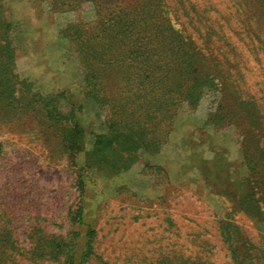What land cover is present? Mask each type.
I'll list each match as a JSON object with an SVG mask.
<instances>
[{
	"label": "trees",
	"instance_id": "trees-1",
	"mask_svg": "<svg viewBox=\"0 0 264 264\" xmlns=\"http://www.w3.org/2000/svg\"><path fill=\"white\" fill-rule=\"evenodd\" d=\"M48 1L51 13L73 16L59 23L58 35L75 57L83 94L103 114L104 133L94 136L85 163L110 174L127 170L137 151L157 149L162 139L155 133L172 122L176 109H196L211 97L205 123L232 131L246 167L239 191L228 186L231 209L217 221V229L233 264H264V78H256L252 90L250 78H242L226 54L235 50L236 36L256 60L264 55V0H201L199 7L191 0ZM13 26L0 0V113L39 116L38 124L54 126L62 147L78 154L84 132L73 104L60 109L65 90L44 94L15 72ZM232 212L251 218L261 229V240L252 242ZM75 217L83 223L81 207ZM5 236L0 232V264H6L3 251L12 248ZM93 236L87 229L77 258L70 242L65 264H85ZM53 242L36 241L32 253L49 256L67 246ZM180 264L212 263L198 256Z\"/></svg>",
	"mask_w": 264,
	"mask_h": 264
},
{
	"label": "rangeland",
	"instance_id": "rangeland-1",
	"mask_svg": "<svg viewBox=\"0 0 264 264\" xmlns=\"http://www.w3.org/2000/svg\"><path fill=\"white\" fill-rule=\"evenodd\" d=\"M2 1L9 13L13 0ZM30 1L39 25L56 23L59 28V23L73 18L51 13L48 0ZM191 2L201 6V0ZM88 16L92 20V14ZM13 25L10 35L19 79L44 94L65 90L60 109L74 105L84 135L83 151L75 154L62 147L54 126L37 123L39 116L16 118L0 113V232L12 242V248L3 251L6 264H65L70 242L75 244V258L83 252L87 229L94 236L85 264H180L183 258L198 256L212 264H233L217 221L231 209L228 186L239 191L246 167L232 131L205 123L212 98L205 97L193 110L176 109L172 122L155 133L162 139L157 149L137 151L127 170L115 174L98 170L85 163V152L94 136L104 133L103 114L83 94L66 40L59 38L64 58L77 69L78 79L43 90L39 80L25 77L21 64L17 65L18 58L34 53L40 45V30L33 31L28 41L25 23ZM236 25L233 21L231 27ZM188 31L194 34L191 27ZM237 39L232 36L237 45L226 54L255 90L254 80L264 78V55L256 60ZM228 68L236 77L235 69ZM79 207L83 223L75 217ZM230 216L252 242L261 240V229L251 218L241 212ZM38 240L67 246L49 256L34 255Z\"/></svg>",
	"mask_w": 264,
	"mask_h": 264
},
{
	"label": "crops",
	"instance_id": "crops-1",
	"mask_svg": "<svg viewBox=\"0 0 264 264\" xmlns=\"http://www.w3.org/2000/svg\"><path fill=\"white\" fill-rule=\"evenodd\" d=\"M11 20L25 23V38L30 41L31 34L37 29L41 33V42L34 53L17 59L21 70L30 80H39L41 89L62 87L78 79V72L64 58L63 45L59 42L56 23L39 25L35 20L33 4L30 0H13L9 5Z\"/></svg>",
	"mask_w": 264,
	"mask_h": 264
}]
</instances>
